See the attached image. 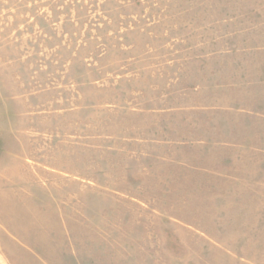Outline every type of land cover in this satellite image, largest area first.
I'll use <instances>...</instances> for the list:
<instances>
[{"label":"rangeland","instance_id":"374dc122","mask_svg":"<svg viewBox=\"0 0 264 264\" xmlns=\"http://www.w3.org/2000/svg\"><path fill=\"white\" fill-rule=\"evenodd\" d=\"M0 264H264V0H0Z\"/></svg>","mask_w":264,"mask_h":264}]
</instances>
